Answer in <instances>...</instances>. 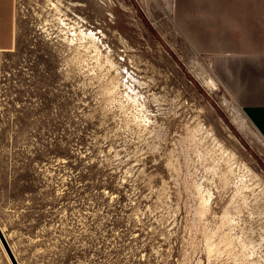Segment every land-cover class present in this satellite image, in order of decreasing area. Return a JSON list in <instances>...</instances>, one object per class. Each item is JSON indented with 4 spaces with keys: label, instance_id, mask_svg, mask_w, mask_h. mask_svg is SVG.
I'll return each mask as SVG.
<instances>
[{
    "label": "rangeland",
    "instance_id": "374dc122",
    "mask_svg": "<svg viewBox=\"0 0 264 264\" xmlns=\"http://www.w3.org/2000/svg\"><path fill=\"white\" fill-rule=\"evenodd\" d=\"M165 1L13 0L0 226L19 264H264V139L205 56L167 45Z\"/></svg>",
    "mask_w": 264,
    "mask_h": 264
},
{
    "label": "crops",
    "instance_id": "0c3cea01",
    "mask_svg": "<svg viewBox=\"0 0 264 264\" xmlns=\"http://www.w3.org/2000/svg\"><path fill=\"white\" fill-rule=\"evenodd\" d=\"M161 34L205 56L264 139V0H168ZM14 44L13 0H0V53Z\"/></svg>",
    "mask_w": 264,
    "mask_h": 264
},
{
    "label": "water",
    "instance_id": "95a60500",
    "mask_svg": "<svg viewBox=\"0 0 264 264\" xmlns=\"http://www.w3.org/2000/svg\"><path fill=\"white\" fill-rule=\"evenodd\" d=\"M0 241L3 244L5 251L7 252L12 264H19V262L17 261L13 251L11 250V247H10L7 239L5 238V235L3 234L2 230H1V226H0Z\"/></svg>",
    "mask_w": 264,
    "mask_h": 264
},
{
    "label": "bare ground",
    "instance_id": "6f19581e",
    "mask_svg": "<svg viewBox=\"0 0 264 264\" xmlns=\"http://www.w3.org/2000/svg\"><path fill=\"white\" fill-rule=\"evenodd\" d=\"M210 78V77H209ZM211 84V83H210ZM1 230H2V232H3V234L5 235V238L7 239V236H6V234H5V232H4V230H3V227L1 226ZM8 241V240H7ZM5 252V251H4ZM7 258V257H6Z\"/></svg>",
    "mask_w": 264,
    "mask_h": 264
}]
</instances>
